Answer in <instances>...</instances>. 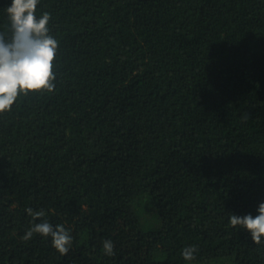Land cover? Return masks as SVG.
<instances>
[{"label": "trees", "instance_id": "16d2710c", "mask_svg": "<svg viewBox=\"0 0 264 264\" xmlns=\"http://www.w3.org/2000/svg\"><path fill=\"white\" fill-rule=\"evenodd\" d=\"M45 12L55 88L0 113V264H264V237L230 224L264 203V0H38ZM44 221L70 232L67 254L22 239Z\"/></svg>", "mask_w": 264, "mask_h": 264}, {"label": "clouds", "instance_id": "9594fccd", "mask_svg": "<svg viewBox=\"0 0 264 264\" xmlns=\"http://www.w3.org/2000/svg\"><path fill=\"white\" fill-rule=\"evenodd\" d=\"M37 4L38 0H12L11 6L6 8L11 38L6 40L5 34L0 33V113L10 110L20 93L51 92L55 88L53 61L58 42L48 35L50 13L45 12L37 19ZM247 118V114L242 117ZM26 211L34 220L45 215L43 210L33 212L29 208ZM258 213L255 218L230 214L231 226L245 228L255 244L262 243L261 237H264V203L259 205ZM34 233L51 237L53 247L62 255L70 250L72 236L63 225L54 228L47 221L34 224L22 239L30 240ZM103 249L105 254L113 255V242L103 241ZM197 251L193 245L184 248L181 254L184 260L192 261Z\"/></svg>", "mask_w": 264, "mask_h": 264}]
</instances>
